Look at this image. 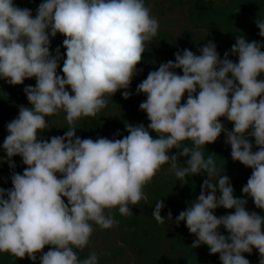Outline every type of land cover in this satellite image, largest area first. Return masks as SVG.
Returning a JSON list of instances; mask_svg holds the SVG:
<instances>
[{
  "label": "clouds",
  "instance_id": "9594fccd",
  "mask_svg": "<svg viewBox=\"0 0 264 264\" xmlns=\"http://www.w3.org/2000/svg\"><path fill=\"white\" fill-rule=\"evenodd\" d=\"M255 22L264 38V18ZM158 29L145 0H43L35 17L14 0H0V79L12 86L36 81L24 88L29 106L21 105L6 125V158L0 159L14 169L12 157L20 156L26 167L23 174L13 172L10 189L0 188V253L33 264L38 253L39 264H99L97 254L81 260L76 252L89 244L93 225L117 226L114 209L131 215L130 206L147 200L145 186L169 164L181 184L186 177H207L175 219L196 237L191 247L206 245L221 264H250L244 253L256 249L264 264V216L246 209L247 199L234 196L213 155L203 154L223 132L232 160L252 169L244 197L264 210V43L239 35L223 59L212 41L199 55L177 51L174 62L161 63L137 86L136 93L146 96L139 108L147 114V127L129 123L122 139L76 135V122L95 117L117 91L125 89L123 98H130L127 89ZM58 33L65 37L63 75L57 72L60 48L50 52V37ZM61 110L68 130L41 139L50 130L47 118ZM221 118L233 124L231 130ZM180 157L187 158L182 167ZM221 207L234 212L218 217L214 211ZM164 208L163 200L155 203L158 224H165ZM167 219L172 220L170 210Z\"/></svg>",
  "mask_w": 264,
  "mask_h": 264
},
{
  "label": "rangeland",
  "instance_id": "374dc122",
  "mask_svg": "<svg viewBox=\"0 0 264 264\" xmlns=\"http://www.w3.org/2000/svg\"><path fill=\"white\" fill-rule=\"evenodd\" d=\"M43 0L36 3H26L25 0H14V4L20 8H28L35 15L36 10ZM158 4V10L162 11L159 14L157 11L151 10L152 5ZM230 10L227 13H220L219 17L226 23V29L220 32H215L211 36H208L203 31H193L185 21V15L181 13V8L176 0H145V4L151 10V15L156 17L159 21V29L156 37L151 42L146 44V51L142 55V61L137 65V74L133 77L131 85L127 91L131 92L132 95L128 99L123 98L121 109L117 113H112L108 116V126L113 132L118 133L121 125L124 123V118L127 114L129 103L132 100L145 101L146 96L144 94H137V86L147 78L150 71L158 70L161 63L168 61H175V53L183 49H189L195 54L199 55V48L210 40H216L221 43L226 51L230 52L231 46L235 43L236 37L234 36V29L236 25L243 19H248L252 15H256L257 18H264V0H230ZM50 52L55 55L57 47L60 48L61 60L59 61V67L57 72L59 75H63L61 69L63 66V59H66V49L63 47V40L65 39L61 34H57L54 38H51ZM229 59L235 62V55H229ZM178 74L182 75L181 70H176ZM262 74L261 76H263ZM264 79V77H263ZM0 95L5 96L7 104H10L12 108L18 106H29V102L24 93V88L27 86L30 79H26L23 84L12 86L9 85L5 80L0 79ZM70 91V88H67ZM121 93L125 89L120 90ZM123 97V95H122ZM187 94L182 99V103L186 102ZM15 114L7 116V122L16 118ZM61 120L57 119L50 122V130L40 133L41 139H50L52 136L64 135L62 129ZM221 122L231 130L233 124L228 122L224 118H221ZM145 127L148 123L143 122ZM4 126V125H3ZM5 134L0 135L2 137L8 135L7 128H5ZM80 138H90L85 135L77 134ZM225 134L222 132L216 142L207 144L204 149L207 152H203L205 158L209 155H213L216 162V166H219L223 160L227 157H231V147L226 145ZM112 139V138H111ZM250 141L255 145L254 138L249 137ZM95 140V139H93ZM0 144V158H5V152L2 150ZM256 147H253V151H256ZM4 159H0L2 163ZM14 163H21L22 158L20 156L12 157ZM240 166L239 171H243L242 174L233 172L230 178L233 182L237 181V184L241 186L246 185L248 178L252 174V169L247 168L237 161V167ZM238 168V169H239ZM10 169V168H9ZM11 170V169H10ZM7 171L12 176V171ZM59 176V174H57ZM245 176H248L245 178ZM9 178L8 186L12 187L11 178ZM187 183L194 180L197 186L201 187L203 181L207 179L206 175H196L185 178ZM162 189L177 190L180 181L173 175L167 176L163 180ZM235 196V195H234ZM67 203V198H64ZM148 200V198H147ZM147 200H141L137 205L132 208L133 214L137 217L138 222H129L127 224H118L117 226L110 229H101L99 226L93 225L94 231L90 237L89 244L81 251L76 250L78 257L82 260L90 254H97L99 256V264H163L162 257L165 255L169 245L174 243L175 236L173 229L165 224H158L152 212L155 209V203L158 201V197H155L153 206H149ZM185 210V209H182ZM225 214L234 212V209H224ZM257 213L264 216V210L258 209ZM107 214V210H106ZM121 225V226H119ZM146 226L150 234L145 235L141 231V228ZM219 231L227 235V232L222 227ZM179 239V238H178ZM185 242L180 244V248L186 245V250L190 248L189 252L181 251L179 256L176 258L175 264H221L219 254L210 255L209 249L206 245L198 248H192L194 237L187 236ZM180 241V240H177ZM50 246H45L43 251H46ZM245 257L250 261V264H259V253L256 249H253L251 254L244 253ZM3 264H33V261L26 257L24 260L17 258L12 261L11 259L5 260ZM39 264V260L35 262Z\"/></svg>",
  "mask_w": 264,
  "mask_h": 264
},
{
  "label": "trees",
  "instance_id": "16d2710c",
  "mask_svg": "<svg viewBox=\"0 0 264 264\" xmlns=\"http://www.w3.org/2000/svg\"><path fill=\"white\" fill-rule=\"evenodd\" d=\"M26 3H36L41 0H25ZM157 1V0H156ZM178 5L181 8V13L185 15V21L186 24L193 30H199L203 31L208 36H211L215 32H220L226 29V23L223 19L219 17L220 13H227L230 10V0H176ZM151 10L157 11L159 14H162L163 12L158 10V4L155 3L152 5ZM33 17H35V14L32 12ZM256 15H252L248 19L241 20L234 29V36L237 37L239 35H243L247 41H259L264 43V38L259 36V29L256 25ZM63 36V35H62ZM64 37V36H63ZM65 38V37H64ZM214 42L217 46V52L219 53L221 59L224 57V49L221 43L217 42L216 40H210ZM262 51H264V48H262ZM235 62H238V57L235 56ZM178 70V69H177ZM263 76H260L259 79H263ZM1 83V80H0ZM35 79H30L27 86H35ZM5 96L0 95V135L5 134L6 126L5 123L7 122V116H10L12 114H15L18 116L19 114V107L12 108L10 104L6 103V100L4 98ZM142 101L140 100H132L129 103L127 114L124 118V123L121 125V128L117 133L113 132V130L108 126V116L112 113H117L120 111L122 103H123V97L121 91H117L112 97L108 98V103L105 108L101 110L95 117H84L81 118L76 122V133L88 136L92 139H97L99 137H105L108 139H122L124 136L128 135V132L126 130L127 124H134L138 125L143 122L149 123L147 119V114L140 110L139 105ZM66 113H64L62 110L51 117H48L49 123L52 121H55L57 119L61 120L62 129L64 132H66L68 129V124L66 121ZM4 125V126H3ZM155 138V133H150ZM4 137H2L0 140V144L3 145ZM186 144L189 146L191 145L190 141H186ZM1 145V148H2ZM3 150V148H2ZM178 150L172 149L170 152L171 154H175ZM203 152H207L206 149H203ZM4 157L6 158V153L4 154ZM187 158L186 157H180L179 165L182 167L184 166V162ZM16 167L14 169H9V164L5 162V160L0 163V188L4 189H10L11 187L8 186L7 183H9V178H11L10 174L7 171H12L16 173L23 174V171L26 167V165L21 163H15ZM240 166L237 167V161H233L232 158L229 156L223 162L217 166V169L219 170L220 174L227 175L229 178L232 177L233 172H237L238 174L243 175V171H239ZM239 168V169H238ZM174 175L173 170L170 168L169 164H165L162 166V169L160 172L157 173V175L153 178V180L147 184L144 188V192L147 194L148 198V204L149 206H153L155 202V197H158V200H163L165 204V208L161 211V216L165 218V223L167 226L173 229V234L175 236V242L169 245L167 248V251L165 255L162 257V263L163 264H175L176 258L179 256L181 251L189 252L186 250V245L182 248H180V244L182 242L186 241V237L193 236L194 240L196 237L189 233L186 225L184 222H181L179 225L175 223L176 217L179 215L182 209H186L190 202L195 200L198 195L200 194V187L197 186V183H194V180H192L185 184H179V187L177 190H169V189H162L163 180L167 176ZM248 176H245L247 178ZM217 178H213V183L216 182ZM231 185L234 188V195L237 198H245L247 199L246 209L249 211H258V208L255 207L253 200L250 197H244L242 193V188L237 184V181H232L230 179ZM134 207V206H130ZM169 210L172 213V220L169 221L167 219V213ZM214 214L216 216H222L225 215L223 208H218L214 211ZM112 215L116 220L119 221V224L121 223H129V222H138L137 217L132 213L128 216H122L119 214L118 209L112 210ZM121 222V223H120ZM124 224V225H125ZM121 226V225H119ZM141 231L143 234L148 235L150 234L149 229L146 226H143L141 228ZM179 238V239H178ZM180 240V241H177ZM203 245H201L202 247ZM50 249V247L47 248V252ZM39 253L37 254V261L39 260ZM11 259L12 261L16 260L17 257L9 254V253H0V264H3L5 260ZM25 259V258H24ZM23 259V260H24ZM29 260V259H28Z\"/></svg>",
  "mask_w": 264,
  "mask_h": 264
}]
</instances>
